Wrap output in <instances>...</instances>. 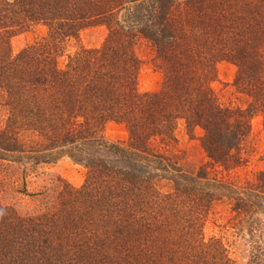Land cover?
<instances>
[{"label":"trees","instance_id":"16d2710c","mask_svg":"<svg viewBox=\"0 0 264 264\" xmlns=\"http://www.w3.org/2000/svg\"><path fill=\"white\" fill-rule=\"evenodd\" d=\"M35 26L46 35L14 53ZM90 27L106 28L99 47L81 44ZM143 44L163 76L156 92L138 89ZM222 62L245 108L215 92ZM256 115L264 128V0H0V264H264L263 243L240 263L205 232L218 203L251 237L262 227L264 170L229 176ZM111 122L125 144L105 138ZM181 125L202 131L206 163L178 149ZM63 157L86 169L80 188L29 194L41 212L3 203L4 163L25 172Z\"/></svg>","mask_w":264,"mask_h":264},{"label":"rangeland","instance_id":"374dc122","mask_svg":"<svg viewBox=\"0 0 264 264\" xmlns=\"http://www.w3.org/2000/svg\"><path fill=\"white\" fill-rule=\"evenodd\" d=\"M47 33L44 26H35L30 30L15 36L12 39V49L18 53L26 46L39 40ZM107 31L105 27H90L82 31L81 44L85 47H99L105 40ZM75 47L71 48L74 51ZM139 55L145 61L140 72L138 89L142 93L160 90L163 82L161 72L151 63V51L146 44L139 49ZM236 67L230 63L222 62L218 65V78L213 83L221 103L245 108L248 104L246 96L240 94L233 86ZM105 138L112 144H125L128 141V131L122 124L111 122L105 128ZM202 131L197 129L195 135L190 137L181 125L177 131L178 149L186 153L188 161L194 166H200L208 161L200 145ZM249 154H245L246 162L229 173L232 180L244 183L254 178L258 171L264 170V128L260 115L252 119V135L249 141ZM4 172H1L5 187L1 199L5 205L13 206L20 213L38 212L44 209L43 199L30 197L29 194L38 192L52 193L57 190L60 181L75 188H80L86 179V169L68 157L59 158L55 163L41 164L37 167H23L4 163ZM227 173H225L226 175ZM262 227L251 237L247 226L241 224L232 212L230 206L218 203L206 225L207 237L216 236L226 245L233 259L245 262L256 244H264V212L258 214ZM255 235V237H254Z\"/></svg>","mask_w":264,"mask_h":264}]
</instances>
